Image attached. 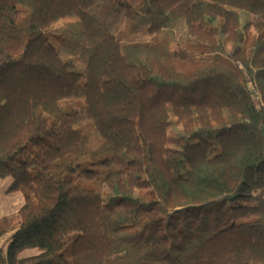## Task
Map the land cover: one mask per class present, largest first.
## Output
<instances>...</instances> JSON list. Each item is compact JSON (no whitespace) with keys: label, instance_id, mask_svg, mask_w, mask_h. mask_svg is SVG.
Masks as SVG:
<instances>
[{"label":"trees","instance_id":"16d2710c","mask_svg":"<svg viewBox=\"0 0 264 264\" xmlns=\"http://www.w3.org/2000/svg\"><path fill=\"white\" fill-rule=\"evenodd\" d=\"M0 264H264V0H0Z\"/></svg>","mask_w":264,"mask_h":264},{"label":"rangeland","instance_id":"374dc122","mask_svg":"<svg viewBox=\"0 0 264 264\" xmlns=\"http://www.w3.org/2000/svg\"><path fill=\"white\" fill-rule=\"evenodd\" d=\"M11 181V176L0 178V217L15 213L24 203V196L21 190L7 191Z\"/></svg>","mask_w":264,"mask_h":264}]
</instances>
